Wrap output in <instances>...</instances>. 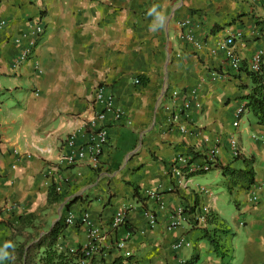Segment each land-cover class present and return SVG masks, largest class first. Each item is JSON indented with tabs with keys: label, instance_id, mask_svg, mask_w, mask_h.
<instances>
[{
	"label": "crops",
	"instance_id": "obj_1",
	"mask_svg": "<svg viewBox=\"0 0 264 264\" xmlns=\"http://www.w3.org/2000/svg\"><path fill=\"white\" fill-rule=\"evenodd\" d=\"M154 4L166 17L155 33L147 15ZM185 19L192 21L193 42ZM2 20L0 246L20 216L36 218L0 264H21L16 248L29 233L36 238L68 213L84 211L106 233L86 264H264V124L245 107L252 82L243 71L264 48V0H0ZM36 24L43 32L32 56L20 62ZM228 37L240 59L237 71L218 47ZM98 87L114 96L125 116L107 117L108 143L98 168L81 161L60 165L53 173L61 186L58 199L49 201L47 170L66 151L68 135L84 143L88 122L101 109ZM174 90L179 94L172 102ZM185 98L191 106L179 113L182 131L167 119L171 106ZM232 137L238 158L231 153ZM211 146L218 148L217 166L178 185L173 158L193 150L200 156L195 162H202ZM222 167L252 168L254 181L233 179ZM202 206L215 214V224H192ZM123 207L126 222L112 229V217ZM177 208L184 212L176 215ZM146 213L155 215L153 226ZM220 227L224 256L203 235ZM180 238L191 245L174 248ZM87 240L86 225L66 223L57 246L78 248ZM34 264H42L39 256Z\"/></svg>",
	"mask_w": 264,
	"mask_h": 264
},
{
	"label": "built area",
	"instance_id": "obj_2",
	"mask_svg": "<svg viewBox=\"0 0 264 264\" xmlns=\"http://www.w3.org/2000/svg\"><path fill=\"white\" fill-rule=\"evenodd\" d=\"M192 21L190 19H185L182 21V26H185L188 29L186 34V38L193 42V38L189 31L191 30ZM4 21H0V27H2ZM43 32L42 26L36 24L33 26L32 35L27 39L23 47V51L19 58V61H26L33 54V49L36 45L37 38ZM233 42L231 37L226 38L224 41H221L218 44L220 49L226 50V55L230 61L231 67L237 71L241 67L240 59L229 49V45ZM196 45L197 42H194ZM264 58V48L259 49L250 59L249 68L253 71H258L260 69V65ZM33 68L36 71L40 72V65L37 60L33 62ZM135 83H139V79L134 80ZM179 92L173 91L171 98L172 102L174 98L178 96ZM95 101L100 104L101 109L96 112L93 117L89 120L88 126L90 127V132L86 137L83 144L76 143V134L71 133L65 139L66 151L59 156V161L53 167H50L47 170L48 176L52 178L51 184L55 185L56 190H60L61 186L58 184L59 179H54L55 172H58L60 169V165L65 164H74L78 161L86 162L93 168H98L100 158L103 154L104 147L108 143V127H107V117L110 116V119L113 121H120L125 116L124 110L114 102V96L111 93H106L103 87H98L96 90ZM191 103L186 98L183 99L179 104H173L171 106V114L167 119V124L174 126H179L180 130H184V126L179 124V113L190 108ZM200 108V105L197 104ZM244 107H239L237 109L236 117L239 116L241 112H243ZM237 121L234 122L236 124ZM231 153L233 157H237L241 154V150L238 146L237 140L235 137L230 138L229 141ZM218 155L217 146H211V148L207 151L202 162H192L188 163L190 159V155H176L173 158V161L170 165V170L172 175L175 177V182L180 185L187 182L188 178L194 174L207 172L209 171L213 165L216 163ZM162 206V205H161ZM176 215L182 214L183 208H177L175 211ZM211 211L207 206H202L197 213L193 214L190 218L192 224H200L206 221L208 217L211 216ZM127 215V207H123L118 209L111 220V228L116 229L118 226H121L126 221ZM146 217H148L149 223L153 226L156 222V217L153 213H146ZM65 222L67 224H73L76 222H80L87 226V237L88 240L86 244L78 247V248H70L68 249L70 253L80 255L79 262L80 264H86L89 257L98 250L101 243L106 239V233L100 227H97L93 221L90 219L88 212L84 211L80 215L76 216L74 213L70 212L65 218ZM123 241H119L116 243L117 248H121L123 246ZM189 247L191 244L189 242H185L183 238L178 239L174 243V248H179L181 246ZM126 257L130 256V252L126 251L124 253ZM127 264H138L136 262H132L127 260ZM177 264H187L186 259H181L177 262Z\"/></svg>",
	"mask_w": 264,
	"mask_h": 264
},
{
	"label": "trees",
	"instance_id": "obj_3",
	"mask_svg": "<svg viewBox=\"0 0 264 264\" xmlns=\"http://www.w3.org/2000/svg\"><path fill=\"white\" fill-rule=\"evenodd\" d=\"M243 71L247 74L252 82L250 91L244 97L246 99L245 107L254 114L259 123L264 124V73L262 69V63L258 71H253L247 67H244ZM188 155H190V159L188 160V163L190 164L195 162L196 158L200 157L193 150H190ZM215 166H217V163H215L214 167ZM222 172L224 174H228L233 179H245L249 184L253 183L254 181V172L252 168L249 167H246L243 170L222 167ZM202 173H206V171ZM202 173L200 172L198 174ZM48 199L49 201H55L58 199V190H56L54 184H51L50 186ZM35 218V214L33 213L20 216L18 222L12 225L13 233L6 237L5 242L12 243V240L17 235L21 234L26 228H30L28 226L33 224V220ZM206 220L207 224H215V214L212 212L211 216ZM65 225L66 222H63L62 219H59L46 233L39 235L36 238L33 237V232L29 233V236L16 248V251H20L18 257L22 256L21 264H34L35 258L38 256L39 261L42 264H80V255L70 253L68 249H58V240L63 233ZM218 232H225V229H204L203 235L208 239L215 251H218L221 256H224L225 252L221 251L219 240L217 238ZM28 242L30 244L25 248V245Z\"/></svg>",
	"mask_w": 264,
	"mask_h": 264
},
{
	"label": "clouds",
	"instance_id": "obj_4",
	"mask_svg": "<svg viewBox=\"0 0 264 264\" xmlns=\"http://www.w3.org/2000/svg\"><path fill=\"white\" fill-rule=\"evenodd\" d=\"M147 15L152 17V23L149 27V31L155 33L164 26L166 17L160 11L158 5L154 4L152 7H150L148 9ZM13 247L14 245L11 242H5L2 246H0V262L9 258L10 253L8 249Z\"/></svg>",
	"mask_w": 264,
	"mask_h": 264
},
{
	"label": "rangeland",
	"instance_id": "obj_5",
	"mask_svg": "<svg viewBox=\"0 0 264 264\" xmlns=\"http://www.w3.org/2000/svg\"><path fill=\"white\" fill-rule=\"evenodd\" d=\"M39 229L41 228V227H38Z\"/></svg>",
	"mask_w": 264,
	"mask_h": 264
}]
</instances>
